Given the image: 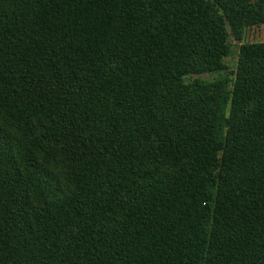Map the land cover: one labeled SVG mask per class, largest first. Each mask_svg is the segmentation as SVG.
<instances>
[{
    "label": "trees",
    "instance_id": "obj_1",
    "mask_svg": "<svg viewBox=\"0 0 264 264\" xmlns=\"http://www.w3.org/2000/svg\"><path fill=\"white\" fill-rule=\"evenodd\" d=\"M261 24L264 0H0V264H264Z\"/></svg>",
    "mask_w": 264,
    "mask_h": 264
},
{
    "label": "rangeland",
    "instance_id": "obj_2",
    "mask_svg": "<svg viewBox=\"0 0 264 264\" xmlns=\"http://www.w3.org/2000/svg\"><path fill=\"white\" fill-rule=\"evenodd\" d=\"M244 42H264V24L250 26L245 28L243 32V39L241 41ZM235 57V56H234ZM222 72L213 73V74H204L202 78L204 79H213L218 78Z\"/></svg>",
    "mask_w": 264,
    "mask_h": 264
}]
</instances>
